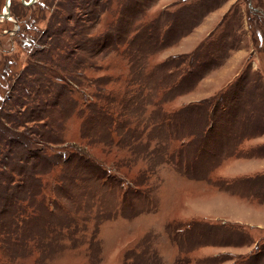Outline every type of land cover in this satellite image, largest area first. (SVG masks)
Segmentation results:
<instances>
[{
  "label": "rangeland",
  "instance_id": "rangeland-1",
  "mask_svg": "<svg viewBox=\"0 0 264 264\" xmlns=\"http://www.w3.org/2000/svg\"><path fill=\"white\" fill-rule=\"evenodd\" d=\"M19 1L0 264H264V0H215L189 31L167 19L201 0ZM99 168L134 186L132 212Z\"/></svg>",
  "mask_w": 264,
  "mask_h": 264
},
{
  "label": "trees",
  "instance_id": "trees-1",
  "mask_svg": "<svg viewBox=\"0 0 264 264\" xmlns=\"http://www.w3.org/2000/svg\"><path fill=\"white\" fill-rule=\"evenodd\" d=\"M49 1L50 0H44L43 1L44 2L43 5L44 6H47L49 4ZM213 2L215 3V0H201L200 2L195 3L192 6L191 5L189 6L187 4V5H185V6H183V7H181L179 9V10H181V12H178V13H175V12L174 13H170V14L174 15V17L173 18H169L167 20L170 21V22L171 21H174L175 23L176 22L178 23L180 21H178L177 18H191L192 21L190 22V24L187 27H186V25H185L184 22H180L182 24L181 25L182 28H184V30L189 31L191 28H193L198 23V21H200L201 18L198 19V17L200 15L202 16L203 13H204V11H206L208 9L209 4L210 3H213ZM184 7H186L185 9H186L187 12L185 10H183ZM195 21H197V22H195ZM169 24H167V26H169ZM37 32H39V31H37ZM163 39H165L164 36H163ZM32 40L37 45V48L34 49L35 51L42 49V48H40L41 42L39 41V39L37 37V33H35V36H34V38ZM179 57L180 56H173L172 59H176L177 60ZM81 95L82 96H85L83 93ZM7 98L3 101V104H2V106L0 108V112L2 111V109H4V105H5L6 101H7ZM8 129H6L4 133L7 134V135H9V138H10L9 140H11V138L12 139H15V137H16L15 134L17 132L11 130L10 128H8ZM10 130L13 131V133H15V134L14 135L11 134V131ZM28 136L29 135L27 134V139L29 140V143H30L29 145H34L35 142H32L31 141L32 140L31 137H28ZM25 137H26V135H25ZM59 150H61V149H59ZM81 153H82V156L83 157H88V154L87 153H84V152H81ZM61 154H64V152L61 151L57 155H60L61 156ZM87 163L88 162L86 161L85 164H87ZM95 173L97 175V178L99 179V181L97 182V184L99 186H102L105 189L114 190V192L121 193V196H122V204L124 205L123 211H125V212H132L135 209V201H136V198H137L138 193L137 192L135 193V189H133L134 186L129 185V183L127 182V180H124V178L118 177V176H116L114 174H112V175L110 174L109 175L105 171V169L99 168V169H97L95 171ZM123 216H125V215H123ZM182 231H183V229H182ZM171 235H173V232L171 233ZM176 235H179V232L177 230H176ZM174 239H176V237ZM175 243H176V245H178L177 244V241Z\"/></svg>",
  "mask_w": 264,
  "mask_h": 264
},
{
  "label": "flooded vegetation",
  "instance_id": "flooded-vegetation-1",
  "mask_svg": "<svg viewBox=\"0 0 264 264\" xmlns=\"http://www.w3.org/2000/svg\"><path fill=\"white\" fill-rule=\"evenodd\" d=\"M29 1V0H28ZM28 1L20 0V4L22 8L28 10V5L25 3H28ZM8 3V4H7ZM12 3L13 0H4V3L0 7V38L7 40V50L3 46L1 50L3 51L4 56H0V72L3 71V73H0V81L4 80L5 77L8 75V69L9 65L13 64L10 60L7 58V54L9 52H13L14 45L16 44L17 47L21 45L23 48V51H27L28 53V18H29V12L26 11L22 15L18 16L13 13L12 10ZM7 4V8H6ZM5 26H9V28H5ZM17 39V41H15ZM27 41V43H26ZM16 42V43H15Z\"/></svg>",
  "mask_w": 264,
  "mask_h": 264
},
{
  "label": "crops",
  "instance_id": "crops-1",
  "mask_svg": "<svg viewBox=\"0 0 264 264\" xmlns=\"http://www.w3.org/2000/svg\"><path fill=\"white\" fill-rule=\"evenodd\" d=\"M180 1H181L182 3H186V2H188L189 0H180ZM187 44H188V43H187ZM173 56H177V55H176V54H173L172 57H173ZM227 81H228V79H225L224 82L227 83ZM226 83H225V84H226Z\"/></svg>",
  "mask_w": 264,
  "mask_h": 264
},
{
  "label": "water",
  "instance_id": "water-1",
  "mask_svg": "<svg viewBox=\"0 0 264 264\" xmlns=\"http://www.w3.org/2000/svg\"><path fill=\"white\" fill-rule=\"evenodd\" d=\"M7 1H8V0H7ZM35 1H36V0H29V2H28V3H25V4L30 5V4H33ZM7 4H8V3H7ZM7 4H6V8H7Z\"/></svg>",
  "mask_w": 264,
  "mask_h": 264
}]
</instances>
